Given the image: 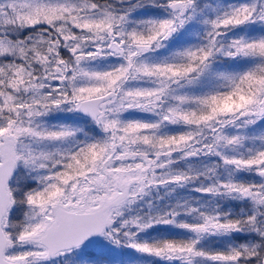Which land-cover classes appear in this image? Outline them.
Listing matches in <instances>:
<instances>
[{
    "label": "snow or ice",
    "instance_id": "6c2138e0",
    "mask_svg": "<svg viewBox=\"0 0 264 264\" xmlns=\"http://www.w3.org/2000/svg\"><path fill=\"white\" fill-rule=\"evenodd\" d=\"M0 264H264V0H0Z\"/></svg>",
    "mask_w": 264,
    "mask_h": 264
}]
</instances>
